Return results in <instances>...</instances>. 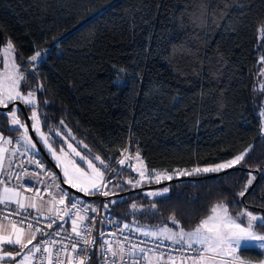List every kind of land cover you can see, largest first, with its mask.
Wrapping results in <instances>:
<instances>
[{
    "label": "trees",
    "instance_id": "trees-1",
    "mask_svg": "<svg viewBox=\"0 0 264 264\" xmlns=\"http://www.w3.org/2000/svg\"><path fill=\"white\" fill-rule=\"evenodd\" d=\"M0 30L29 69L36 51L49 52L28 77L34 87L43 86L36 93L42 130H70L75 145L83 142L79 150L99 155L110 168L120 169L115 162L128 146L138 147L149 169L211 166L256 146L240 165L219 174L174 176L157 187L126 185L115 196H102L103 213L120 224L147 227L176 228L175 216L185 231L222 201L233 216L245 205L264 215V88L258 89L264 0H0ZM9 123L10 117L0 116L4 129ZM19 134L4 131L13 139ZM41 146L40 158L54 171L46 155L53 158ZM248 172L257 181L240 198ZM134 177L124 168L118 179ZM160 187L169 192L146 195ZM98 196L81 198L93 206ZM109 200L122 202L109 205V212L103 208ZM153 202L158 215L132 214V203L148 208ZM94 253L90 264H99L97 248ZM240 257L259 262L263 253L247 247Z\"/></svg>",
    "mask_w": 264,
    "mask_h": 264
},
{
    "label": "snow or ice",
    "instance_id": "snow-or-ice-1",
    "mask_svg": "<svg viewBox=\"0 0 264 264\" xmlns=\"http://www.w3.org/2000/svg\"><path fill=\"white\" fill-rule=\"evenodd\" d=\"M4 52H10L12 54V67L16 69V72L15 74H8L3 80H0V106L9 109L6 113H0V116H3L4 119L10 117V123L7 129H4L3 125L0 124V140L9 145L15 144L17 147L11 150L12 156L27 157L28 163L34 165L35 170L30 171L28 168H24L22 164H18L16 167L21 168L22 171L16 172L13 170V164L10 162L7 172L0 171V213H8V215L3 216V219L11 224L12 229L10 233L5 231V234L0 235V247L6 246L3 247V256H0V260L8 258L15 261V264H25L31 258H38L36 256L37 253L41 255L48 253L49 248L47 245L49 244L53 246L57 244L62 245L61 248L56 250L57 259H59V253L61 251H67L69 248V244L64 243L65 239L70 240L71 251L77 253L78 256L80 254L90 253L91 250L86 247L90 241L83 237L90 232L91 224L95 222V214L99 209L92 207L88 201L75 196L61 185H68L71 189H75L85 196L100 195L107 197L110 194H116V191H124L126 185H131L133 188L142 187L144 184H159L164 180H171L173 177L169 174L158 173L155 169L149 172L147 166L143 165L139 150L136 151L135 156L129 154L124 159L119 160L118 164L121 167L117 170L110 168L99 155L89 159L88 157L92 155L90 150L87 154L82 155L81 151H78L77 148L83 142H76V146L72 142H69V139L73 142L76 140L70 130L65 134L59 129L51 128L49 129V134L46 135L41 131V121L39 119L41 113L38 111V101L36 98V93L42 92L43 86L38 84L32 88L27 85V81L29 76L35 75L36 65L49 52L36 51L34 55L29 57L28 63L32 64V71L30 72L20 70L21 67L26 68L27 64L17 65L15 63L17 54L14 51V45L11 40L7 42ZM261 60L264 61V57ZM2 62L0 60V63ZM4 66L5 68L8 67L7 64ZM22 85H24L23 88ZM44 103L47 104L48 102L44 101ZM21 104L31 111V116L27 117V120L32 122L31 129L37 134L38 141L53 158L55 166L62 170L61 175H57L56 172L45 167L44 161L40 158L41 151L37 147V142L33 141L29 135V125L18 117V113L23 115V111L19 107ZM261 116H264V112L261 113ZM60 124L64 128L67 127L64 125L63 120L60 121ZM44 127H47L46 120ZM4 131L10 133L18 132L20 134L14 139L7 138L4 137ZM64 145L70 151H66ZM83 147L87 149V145H83ZM255 147V145H249L240 154L222 163H216L210 167H196L191 172L176 171L175 174L177 176H190L201 173H218L232 169L240 165L242 161H245V158ZM71 156L79 158V163L75 159H70L69 157ZM94 161H97L99 166ZM136 163H139L142 167L137 168L135 166ZM81 164H86L88 170L81 167ZM125 167L130 171L136 172L138 178L119 180L118 178L121 176ZM247 175L251 178L247 180L244 189L237 193L240 198L245 196L248 188L256 179L252 172H248ZM261 178L264 179V177ZM22 180L25 183H21ZM14 181L15 183H13ZM41 185H43L44 192L51 197L50 202L58 201L59 204L65 206L63 209L56 210L49 208L48 212L55 216L56 219L63 220L64 217L59 216V212L63 211L64 216L70 219L72 225L71 234H74L77 239L71 240V234L69 237H64L60 240L51 239L53 236H61V233H47L43 228L37 226L40 223L41 217L49 219L48 216H45L38 209L35 203L37 198L43 200V196L40 195ZM109 185L112 187L109 188ZM33 188L36 190L35 195H24L25 191H30ZM168 192L169 188L164 187L163 189L149 191L146 195L149 197L164 196ZM252 194L255 195V191ZM120 202L122 201L109 200L104 202L103 208L110 212L109 205H115ZM240 203L241 201L237 200L232 203V207H236ZM228 209L229 205L223 201L213 205L211 214L205 219H202L191 231H185L184 228L180 227L179 221L175 219V216L171 217V223L176 226L175 229L168 227L167 224L149 228L147 226H140L136 221H133L132 224L124 223L121 227V222L116 217H112L108 221L102 220V223H115L118 235L113 234L109 230L111 239H105V233H99V239L101 241L99 248L100 255L105 257V264H109V261L110 264H121V261L131 260L133 258L132 254H129L128 257L122 255L123 246L127 242L133 249V253L136 254L135 258L143 259L146 253L141 245L145 241L137 243L131 239L132 235L138 234L158 241L155 249H151L150 251H158L161 245H163L168 249L178 248L181 251L195 253L194 256L184 257L186 262L191 261L192 264H235L237 261V257L235 256L237 249L247 247L264 249V234H260L257 231V229L264 230V215L254 214L253 211L248 210L246 205L244 210L235 216L231 215ZM29 210L37 211V215L32 216L31 220H29ZM89 211L94 215L91 216L89 223L85 224L84 221L89 220L87 215ZM131 212L133 215L137 212L158 215L155 202L151 203L148 208L138 207L136 203H132ZM25 213H28V215ZM81 213H84V215H81ZM10 216L19 217V219L12 221L9 219ZM73 216L76 218L72 219ZM56 219H51L47 227L51 228L56 223ZM58 227L63 229L64 224H59ZM126 230L128 231V235L124 234ZM37 233L47 238L41 239L36 244H33V241L37 239ZM94 242L95 238H93L92 243ZM29 245H32V247L29 248ZM26 249L27 252H25ZM13 251L15 255H13ZM91 254L94 255L95 253ZM16 257H20V260H16ZM159 259L161 264H166L163 254L160 255ZM173 259L174 257L171 255L167 257L168 261ZM69 264H71V261H69ZM79 264H86V262L81 259L79 260Z\"/></svg>",
    "mask_w": 264,
    "mask_h": 264
},
{
    "label": "built area",
    "instance_id": "built-area-1",
    "mask_svg": "<svg viewBox=\"0 0 264 264\" xmlns=\"http://www.w3.org/2000/svg\"><path fill=\"white\" fill-rule=\"evenodd\" d=\"M128 147H126L124 150H122L121 153L128 151ZM134 149L138 150V147L135 146ZM120 156H121V154H120ZM120 156L118 157V159L120 158ZM11 163L13 164V170L16 172L22 171L21 168L16 167V165H18V164H22L24 168H28L30 171L35 170V166L30 165L28 163L27 157L17 156ZM45 167L47 169H49L48 166L46 165V163H45ZM13 183H15V181ZM21 183H25V181L22 180ZM40 187H41L40 195H42V196L48 195L46 192H44L43 185H41ZM25 192L31 196L36 194L35 188L31 189L30 191H25ZM101 197L102 196H100V198H98L97 203L92 206V207L99 209V211L95 214L96 220L94 223L91 224L90 232L83 237V238L88 239L90 241L89 245L86 246L91 250L90 253H84V254H80L78 256L77 253H74L71 251L70 240L65 239L64 243L69 244V248L67 251H61L59 253V259H57L56 250L58 248H61L62 245L57 244V245L53 246V245L49 244V245H47V247L49 248V252L43 253V255H41L40 253H37L36 256L38 258H31V264H69V261H71V264H79V260H81V259L85 260L86 264H90L92 261V257H93V255L91 253H94V250L96 248H97L98 255H99L98 263L99 264H105V257L101 256L100 251H99L100 243H101V241L99 239V233L104 232L105 233V239H111V237L109 236V230H111V232L113 234L118 235V233H117L115 223L109 224V223H102L101 222L102 220L108 221L109 219L112 218V216L110 214H105L102 212V210H101ZM25 214L28 215V213H25ZM5 215H8V213L7 212L0 213V219H3V216H5ZM35 215H37V213L30 212L29 220H31L32 216H35ZM81 215H84V213H81ZM87 215L89 217V220H85L84 221L85 224L89 223L91 216L94 214L91 213V211H89L87 213ZM45 216H48L49 219H45L44 217H41L40 223L37 226L40 228H43L44 231L47 233H56V232L61 233V236H53V237H51V239L60 240L64 237L70 236L72 225H71L69 217H67V220L69 221V228L66 229L64 226L63 229H61L60 227H58V225L63 224L62 220L56 219V217L53 216L51 213L45 214ZM75 218H76L75 216L72 217V219H75ZM9 219L12 221H15V220H18L19 217L10 216ZM51 219H56V223L53 224V226L51 228H48L47 225H48V223L51 222ZM33 223H35V222L33 221ZM120 226L122 227L123 224H120ZM25 227H26V224H25ZM124 234L128 235V231L126 230ZM37 235L38 236H37V239L35 240L34 244H36L41 239L47 238V237H42L39 233H37ZM93 238H95L94 243H92ZM75 239H77V238L74 236V234H71V240H75ZM121 239H122V237H121ZM131 239L137 243H139L140 241H145V243L143 245H141V247L144 248L146 255H144L143 259H136L135 258L136 254L133 253V249L131 248L130 244L125 242L123 249H122V255L124 257H128L129 254H132L133 258L131 260L121 261V264H148V257L150 255H155V256L160 257L161 254H163L165 257H168L169 255L173 256L174 257L173 261L177 264L180 261L184 260L185 256H190V255L194 256L195 255V253H189V252L181 251L178 248L168 249V248L164 247L163 245H161V247L158 251H150L151 249H155L158 241H154L151 238L143 237V236H140L138 234L132 235ZM114 248H115V245H114ZM106 255H108V254H106ZM89 257H90V259H89ZM109 264H110V261H109Z\"/></svg>",
    "mask_w": 264,
    "mask_h": 264
},
{
    "label": "rangeland",
    "instance_id": "rangeland-1",
    "mask_svg": "<svg viewBox=\"0 0 264 264\" xmlns=\"http://www.w3.org/2000/svg\"><path fill=\"white\" fill-rule=\"evenodd\" d=\"M10 39L9 38H5L2 42H1V47H0V60H2L3 62L2 63H0V80H3L4 78H5V76L6 75H8V74H15V72H16V69L15 68H13L12 67V61H13V56H12V54L9 52V53H5L4 52V48H6V45H7V42L9 41ZM13 44V43H12ZM14 51H15V53H16V50H15V47H14ZM41 62V61H40ZM39 62V63H40ZM15 63L17 64V65H23L24 64V62H20V61H17V59L15 58ZM38 63V64H39ZM5 64H7L8 65V67L7 68H5ZM37 64V65H38ZM30 69H32V68H30ZM30 69L29 68H25V67H21V71H23V72H30ZM261 79H262V82L260 83V85H259V90H263L262 88H264V73H262V75H261ZM30 83V84H29ZM27 85L28 86H30V87H32V88H34V85L31 83V81L29 82V81H27ZM24 87V85H22V88ZM264 93V92H263ZM261 111L259 112V115H260V117H261V120H262V124H263V130H264V116H261V113L262 112H264V94H262V96H261ZM1 107H3V106H0V109H1ZM6 112H8L9 111V109L8 110H5ZM18 117L20 118V116H19V114H18ZM21 119V118H20ZM39 119H40V121H41V131H43L42 130V119H41V115L39 116ZM22 120V119H21ZM32 123V122H31ZM30 131V130H29ZM44 132V131H43ZM45 133V132H44ZM46 135H48L47 133H45ZM29 135H30V133H29ZM7 138H11V137H7ZM69 142H72L73 143V141H71L70 139H69ZM74 144V143H73ZM74 146H76L75 144H74ZM14 147H17L15 144H12L11 145V150L14 148ZM64 147H65V150L66 151H70V150H67V146L66 145H64ZM77 150L78 151H81V150H79L78 148H77ZM21 151H23V149H21ZM136 151L137 150H135L134 148L132 149V146H129L128 147V151H126V152H123V155H121L120 156V158L115 162V165H117V166H119V167H121L119 164H118V161L119 160H121V159H124L125 157H127L129 154H131L132 156H135V154H136ZM81 154L82 155H85L82 151H81ZM12 155V154H11ZM17 156H15V157H13L12 156V158H11V161L10 162H12L15 158H16ZM70 159H75L76 160V162L77 163H79V158H77V157H74V156H71V157H69ZM89 159H91L92 157H88ZM143 160V159H142ZM94 163H96L98 166H99V163L97 162V161H94ZM222 163V162H221ZM143 165H146V163L144 162V160H143ZM81 167H84L86 170H88L87 169V165L86 164H81L80 165ZM137 168H140V167H142L139 163H136V165H135ZM147 166V165H146ZM212 166V165H211ZM204 167H210V166H204ZM126 168V167H125ZM201 168H203V167H201ZM59 169V171L61 172V174H62V170L60 169V168H58ZM126 169H128V168H126ZM194 168H191V169H182V168H175V169H155L156 170V172H158V173H165V174H169V175H172V177H174V176H177L176 174H175V172L176 171H188V172H191L192 170H193ZM129 170V169H128ZM147 170L149 171V172H151L153 169H149L148 167H147ZM90 171V170H89ZM54 172H55V170H54ZM133 172V171H132ZM134 174H136V176H137V173L136 172H133ZM57 175H59V173H57ZM138 177V176H137ZM63 188H65V189H67L68 191H69V189L65 186V185H61ZM68 186V185H67ZM127 186H131V185H127ZM112 187V186H111ZM164 187H160V188H156V189H151V190H148V192L149 191H154V190H157V189H163ZM105 190H107V189H105ZM115 191V190H114ZM70 192V191H69ZM84 198V197H83ZM55 202H57V201H55ZM54 202V204H53V206H55V203ZM55 209V208H54ZM53 209V210H54ZM244 210V208H242L241 210H240V212L241 211H243ZM248 210L249 211H253V213L254 214H256V215H262V213H261V211H258V210H252V209H250V208H248ZM257 231H258V229H257ZM259 232V231H258ZM260 233V232H259ZM260 234H262V233H260ZM254 248H256V247H254ZM242 249V248H241ZM257 249H259V248H257ZM260 250V249H259ZM264 250V249H263ZM152 256L151 257H149V259H148V264L149 263H151L152 262Z\"/></svg>",
    "mask_w": 264,
    "mask_h": 264
},
{
    "label": "crops",
    "instance_id": "crops-1",
    "mask_svg": "<svg viewBox=\"0 0 264 264\" xmlns=\"http://www.w3.org/2000/svg\"><path fill=\"white\" fill-rule=\"evenodd\" d=\"M11 158H12L11 145L3 143V141L0 140V171L7 172ZM24 195L25 196H31V195L27 194L26 192H24ZM50 201H51V197H49V195H45V196H43V200H40L39 198H37L35 200V203L37 204L38 209L41 212H43L44 214L49 213L48 212L49 208H52V209L55 208L54 210H56V209H63L65 207L64 205L59 204L58 201L55 202L56 204H55V206H53L54 202H50ZM29 211L32 213H37L36 210H29ZM59 215L61 217H64L62 222H63L65 228L68 229L69 228V221L67 220V217L64 216V212L60 211ZM149 228H155V227L153 226V227H149ZM170 228H172V227H170ZM173 229H175V228H173ZM5 231H7L9 233L12 231L11 224L7 220L0 219V235L5 234ZM34 242L35 241H33V244H34ZM3 247H6V246L0 247V256H3ZM31 247H32V245H29V248H31ZM240 250L241 249H237V251L235 253V256L237 257V261L235 262V264H264V250L263 249H260V251L263 253V259L259 262H254V261L242 259L240 257ZM25 252H27V249L25 250ZM13 255H15L14 251H13ZM151 256H152L153 260L149 264H161V261H160L158 256L150 255L149 257H151ZM149 257H148V259H149ZM16 260H20V257H16ZM165 260H166V264H176L173 260L168 261L167 257H165ZM0 264H15V261L8 259V258H5V259L0 260ZM25 264H31V259L29 261H26ZM177 264H192V262L191 261L186 262L185 260H182Z\"/></svg>",
    "mask_w": 264,
    "mask_h": 264
},
{
    "label": "water",
    "instance_id": "water-1",
    "mask_svg": "<svg viewBox=\"0 0 264 264\" xmlns=\"http://www.w3.org/2000/svg\"><path fill=\"white\" fill-rule=\"evenodd\" d=\"M2 37H3V33H2V31L0 30V47H1V42H2ZM9 107H11V106H9ZM19 107L22 109V111H23V113H24V115H25V119H26V122H27V124L29 125V130H30V133H31V135H32V137H33V139H34V141L35 142H37V146L39 147V149H42V146H41V144L39 143V141H38V139H37V136H36V133H34L33 131H32V129H31V121H29V120H27V117L29 116V113H28V110H27V108L24 106V105H19ZM0 110H8L7 108H3V107H1V109ZM46 155V154H45ZM46 157H47V160L50 162V164L53 166V168H54V170L57 172V173H59V175H61V172L59 171V169L55 166V163L52 161V159L50 158V157H48L47 155H46ZM216 174H219V173H216ZM216 174H211L210 176H214V175H216ZM260 177V172L259 171H257V179ZM257 179L255 180V182L257 181ZM172 180H167V181H165V182H161V183H159V184H154V185H150L149 187H157L158 185H165V184H167V183H170ZM255 182L252 184V186L249 188V190H251L252 189V187L254 186V184H255ZM69 190H71L73 193H75V194H77V195H79V196H81V197H84V198H86V199H94L95 198V196H85L83 193H80V192H77L75 189H71L69 186H67V185H65ZM111 196H115V194H113V195H111ZM98 198H100V196H98ZM102 198V197H101ZM244 198V197H243Z\"/></svg>",
    "mask_w": 264,
    "mask_h": 264
}]
</instances>
